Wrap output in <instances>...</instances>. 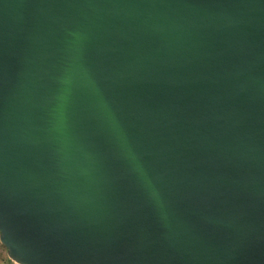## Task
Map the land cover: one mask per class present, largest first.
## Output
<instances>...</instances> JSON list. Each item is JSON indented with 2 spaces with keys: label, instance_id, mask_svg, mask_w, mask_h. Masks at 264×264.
Listing matches in <instances>:
<instances>
[{
  "label": "water",
  "instance_id": "1",
  "mask_svg": "<svg viewBox=\"0 0 264 264\" xmlns=\"http://www.w3.org/2000/svg\"><path fill=\"white\" fill-rule=\"evenodd\" d=\"M0 243L264 264V0H0Z\"/></svg>",
  "mask_w": 264,
  "mask_h": 264
},
{
  "label": "crops",
  "instance_id": "2",
  "mask_svg": "<svg viewBox=\"0 0 264 264\" xmlns=\"http://www.w3.org/2000/svg\"><path fill=\"white\" fill-rule=\"evenodd\" d=\"M7 252L5 248H3L2 244L0 243V264H10Z\"/></svg>",
  "mask_w": 264,
  "mask_h": 264
},
{
  "label": "rangeland",
  "instance_id": "3",
  "mask_svg": "<svg viewBox=\"0 0 264 264\" xmlns=\"http://www.w3.org/2000/svg\"><path fill=\"white\" fill-rule=\"evenodd\" d=\"M3 246V245H2ZM3 248H5L4 246H3ZM5 250H6V252H7V249L5 248Z\"/></svg>",
  "mask_w": 264,
  "mask_h": 264
},
{
  "label": "trees",
  "instance_id": "4",
  "mask_svg": "<svg viewBox=\"0 0 264 264\" xmlns=\"http://www.w3.org/2000/svg\"><path fill=\"white\" fill-rule=\"evenodd\" d=\"M10 264H15V263H10Z\"/></svg>",
  "mask_w": 264,
  "mask_h": 264
}]
</instances>
